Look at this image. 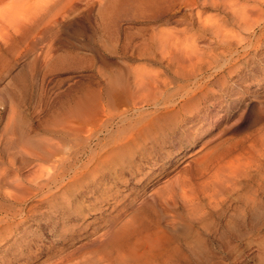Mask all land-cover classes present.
Wrapping results in <instances>:
<instances>
[{
    "label": "bare ground",
    "instance_id": "1",
    "mask_svg": "<svg viewBox=\"0 0 264 264\" xmlns=\"http://www.w3.org/2000/svg\"><path fill=\"white\" fill-rule=\"evenodd\" d=\"M78 1L0 0V73L3 64L19 54L21 44L30 50L34 39L55 27ZM114 1L109 0L107 8L119 0ZM161 1L142 0L139 5L155 7ZM101 3L87 0L86 7L90 11ZM180 4L186 10L179 22L186 24L188 33H193L196 23L199 33L194 37L208 38L211 44L226 43L225 33L232 28L247 33L258 28L264 34V0H180ZM206 4L217 8L221 17L203 19L199 8ZM176 32L151 28L142 38L147 51L143 55L150 60L166 59L169 47L176 49L173 40L181 35ZM229 36L238 41V34ZM178 44L179 40L175 45L180 54ZM189 51L183 50L185 57L174 51L168 56L177 55L186 62L185 67L189 61L192 66L199 57L191 48ZM191 51L197 59L193 60ZM197 64L194 68L198 70L201 65ZM192 72L180 79L181 86L177 85L179 79L162 80L167 73L152 72L133 76V86L117 82L104 92L99 89L98 119L93 120L91 113L89 120L81 118L82 110L76 106L64 121L49 123L45 138L28 140L30 144L25 146H15L11 126L6 124L10 136L0 151V228L7 227V234L36 217L60 240L38 245L34 234L24 239L28 236L24 233L8 259L0 257V264L236 262L242 236L264 231V140L258 145L254 135L247 146L241 141L215 144L213 130L221 123L220 117L207 116L206 109L218 102L195 105L198 96L209 93L207 88L197 91L187 85L197 82L198 71ZM172 89L177 91L171 93ZM93 103L85 99L88 113ZM185 123L189 124L186 128ZM203 135L209 138L207 145H212L187 156L185 151ZM10 147L15 150L6 155ZM243 153L247 156L244 161ZM187 157L191 158L188 168L161 182L168 170Z\"/></svg>",
    "mask_w": 264,
    "mask_h": 264
},
{
    "label": "rangeland",
    "instance_id": "2",
    "mask_svg": "<svg viewBox=\"0 0 264 264\" xmlns=\"http://www.w3.org/2000/svg\"><path fill=\"white\" fill-rule=\"evenodd\" d=\"M105 1L99 0L101 4L89 11L86 7L87 0H79L76 3L78 6L66 11L65 15L59 18L55 27L34 39L30 50L26 51L23 48L24 45L19 44V54L3 64V71L0 73V151L10 136L8 134L10 127L6 128L7 131L5 130L8 123L11 126V137L15 140V146H25L30 144L27 142L28 140L31 142L45 138L48 135L46 129L49 123L59 120L64 121V118L68 117L76 106L82 110L81 118L88 119L91 113L90 116L93 120L98 119L99 115L101 116L100 113L97 114V110H100L97 106L98 99L96 97L99 89H104V92L117 82L126 86L128 84V87L133 86L135 76L142 77L144 73L152 72L167 73L168 75L161 76L162 80L172 82L179 79L177 85L181 86L184 83L180 79L182 77L187 78L189 74H193L192 71L194 73L198 71L196 73L198 83L195 82V84L193 81L191 84V81H189L187 85L193 87L192 90L197 91H199L198 89L207 88L209 93L204 98L198 96L195 105L200 102H218L216 103L217 106L210 104L211 106L206 109L209 114L207 116H211V118L220 117L219 121H221L217 128L213 130L214 143L223 140L241 141L244 146H247L249 145V139L255 135L257 144L260 145L261 140H264V120L260 121L259 119L264 117V112H262L264 111V34H260L258 28H251L252 30L249 31H255L252 34L253 36L248 35L249 32L246 31L240 30L238 32L239 30L235 28L230 30L228 28L232 32L227 31L225 33L228 36L227 41H224L226 43L220 42L214 45V43H209L208 38H196L197 33H199L196 23H194L193 33H188L186 24L179 22L186 10L180 4V0H162L155 7L148 8L139 5L142 0L140 2H135V0H129L132 2L119 0L117 2L116 0L114 2H117L115 3L117 8L115 5L114 9L107 8L106 4L109 0ZM124 1L127 3H123ZM164 1L165 3H163ZM133 2L136 4L133 5ZM241 3L243 4L240 1L239 5ZM124 4L127 6H124ZM128 4L130 5L128 6ZM242 4L241 6H244ZM206 5L199 8L200 16H203V19L216 20V18L221 17L217 8ZM151 28L177 31L176 33L180 31V34L183 35L181 37L178 34L180 35L178 39L179 51L182 49L180 54L183 53L182 56L185 57L183 50L190 52L191 48L199 57H197L198 64L201 59L202 63L208 61L210 64L212 63V66L208 63H201L199 64V66L201 65L200 69L197 64V67H199L197 70L195 69L197 62L193 61L194 66L191 62L192 66H190L189 61L188 66L185 67L186 62L181 61L182 58L175 57L177 55L182 57L177 52L178 46L175 44L178 40L176 41V39L173 40L175 46L173 48L176 49L172 50V47H169L167 58L163 59L165 62L159 61L157 58L150 60L147 55H143L147 51L143 46L142 38L150 33ZM196 30L198 31L196 32ZM195 34L196 37H194ZM221 34L224 35V33ZM232 34H238V41L234 37L230 38L229 35ZM184 38L189 39L188 42ZM229 38L232 41H229ZM239 41L242 43L238 44ZM205 42H208L207 45L211 44L213 50L210 49V46L207 49ZM227 42H229L228 45ZM190 43L193 46H190ZM183 47L185 48L183 49ZM192 47H195V49ZM197 48H200L201 52ZM170 51H172L171 53L173 51L175 54L178 53L177 55L172 54V60L169 57L170 54H168ZM193 52L191 51L192 55ZM208 53H211L210 57H208ZM173 55L178 63L173 60ZM192 55L190 56L194 60L196 57ZM167 60L170 62H167ZM192 67L195 70H192ZM175 71L176 73H174ZM187 71L191 72L188 73ZM193 84L194 86H192ZM176 91L177 89H172L170 92L174 93ZM85 99L94 101L93 108L90 109L89 113L84 108ZM146 109L148 110V108ZM91 118L90 120H92ZM186 124L184 125L185 128ZM210 125H207L206 128ZM206 136H201L191 149L185 151L188 153L187 156L196 154L202 147L212 145H207L209 138ZM14 150L10 147L7 149L6 155L11 154ZM245 157L247 156L243 153V161L246 159ZM4 159H6L5 156ZM190 160L191 158L187 157L182 160L183 162H180L178 167L168 170L166 177L160 179L161 182L183 172L188 168L187 163ZM5 189L8 190L7 187ZM26 220L21 227L7 234V227L5 229L0 228L2 234V236L0 234V237H2L0 239V257L4 255L8 259L10 252L14 250L16 240L18 238L22 240L24 233L28 234L24 239L32 238L30 235L34 234L33 238H35V243L38 245L57 244L60 240L56 234L50 233V230L42 227L40 223L42 219L35 217ZM3 230H5L4 234ZM242 239L243 246L240 249L238 259L236 262H230V264H264V231L253 236H242ZM41 259L42 257L39 258V260Z\"/></svg>",
    "mask_w": 264,
    "mask_h": 264
}]
</instances>
